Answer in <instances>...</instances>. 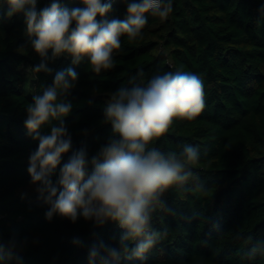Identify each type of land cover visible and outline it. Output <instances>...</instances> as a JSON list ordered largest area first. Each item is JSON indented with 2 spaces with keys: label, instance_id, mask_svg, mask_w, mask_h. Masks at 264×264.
Wrapping results in <instances>:
<instances>
[{
  "label": "trees",
  "instance_id": "16d2710c",
  "mask_svg": "<svg viewBox=\"0 0 264 264\" xmlns=\"http://www.w3.org/2000/svg\"><path fill=\"white\" fill-rule=\"evenodd\" d=\"M50 2L38 0L37 9ZM59 2L69 9L83 6L80 0ZM127 2H112L107 18L124 19ZM262 5L264 0H173L167 19L148 14L141 37H121L114 68L96 74L87 59L74 65L67 54L53 58L49 49L51 71L37 73L42 58L32 48L34 37L26 35L23 14L6 18L7 2L0 0V264H101L99 256L90 258L93 248L100 255L101 245L121 249L124 229L116 222L96 225L80 216L73 223L59 215L48 220L49 205L28 173L39 142L25 127L27 106L69 67L78 74L66 97L72 104L65 117L72 149L62 156L53 183L73 151L83 148L91 159L112 135L104 108L117 89L131 87L133 79L146 83L157 72L195 73L203 81L204 110L192 120H175L155 146L165 152L199 146L193 171L207 194L193 192L191 182L163 193L164 208L151 219L161 236L145 264H264L259 252L247 255L264 242ZM120 264L140 262L121 255Z\"/></svg>",
  "mask_w": 264,
  "mask_h": 264
},
{
  "label": "clouds",
  "instance_id": "9594fccd",
  "mask_svg": "<svg viewBox=\"0 0 264 264\" xmlns=\"http://www.w3.org/2000/svg\"><path fill=\"white\" fill-rule=\"evenodd\" d=\"M6 2V18L22 13L26 35L34 37L32 48L42 58L33 69L37 73L51 71L46 66L49 49L53 58L67 54L74 65L87 59L96 74L110 70L115 67L114 54L122 48L121 37L135 40L142 36L148 14L165 20L173 11V0H128L121 20L107 18L113 0H80L83 6L71 9L51 0L39 10L38 0ZM259 11L264 13V5ZM138 75H143L142 70ZM77 80L71 67L57 72L53 83L27 106L25 127L39 142L29 157L31 183L49 205L48 220L59 215L75 223L82 216L96 225L113 221L124 229L120 250L101 245L105 255L93 248L91 259L99 256L101 264H120L123 255L128 261L145 264L146 253L161 236L151 228V219L164 208L163 193L191 182L193 192L207 194L193 171L201 157L199 146L186 144L180 152L155 146L175 120H192L204 110L203 81L195 73L167 71L153 74L146 83L133 79L131 87L117 89L104 108V122L111 124L112 135L91 159L83 148L73 151L53 183L51 177L62 156L72 149L65 123L72 104L66 97ZM45 126L50 129L47 133L41 131ZM129 242L135 246L130 248ZM258 252L264 255V242H258L247 255L254 257Z\"/></svg>",
  "mask_w": 264,
  "mask_h": 264
},
{
  "label": "built area",
  "instance_id": "2783aa9c",
  "mask_svg": "<svg viewBox=\"0 0 264 264\" xmlns=\"http://www.w3.org/2000/svg\"><path fill=\"white\" fill-rule=\"evenodd\" d=\"M115 1H117V0H113V2H115ZM104 2H107V0H104Z\"/></svg>",
  "mask_w": 264,
  "mask_h": 264
}]
</instances>
